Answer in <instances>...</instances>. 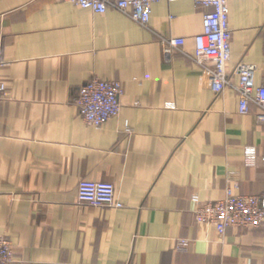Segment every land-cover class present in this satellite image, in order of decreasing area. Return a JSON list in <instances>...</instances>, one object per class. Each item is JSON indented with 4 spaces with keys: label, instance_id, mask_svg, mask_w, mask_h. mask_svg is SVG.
Instances as JSON below:
<instances>
[{
    "label": "crops",
    "instance_id": "1",
    "mask_svg": "<svg viewBox=\"0 0 264 264\" xmlns=\"http://www.w3.org/2000/svg\"><path fill=\"white\" fill-rule=\"evenodd\" d=\"M228 7L231 85L215 93L193 60L204 11L193 0L154 2L147 26L113 7L0 0V235L11 264H264V223L219 234L194 215L228 180L264 194V125L257 106L238 112L233 74L253 64L264 85V0ZM171 37L184 43L165 55ZM94 77L123 86L119 114L99 128L72 103ZM81 180L112 183L123 207L78 202Z\"/></svg>",
    "mask_w": 264,
    "mask_h": 264
},
{
    "label": "built area",
    "instance_id": "2",
    "mask_svg": "<svg viewBox=\"0 0 264 264\" xmlns=\"http://www.w3.org/2000/svg\"><path fill=\"white\" fill-rule=\"evenodd\" d=\"M93 13L103 14L109 7L116 8L142 26H147L152 13V4L158 0H63ZM174 1V0H168ZM229 0H193L203 8L202 31L194 36L193 60L200 67L202 84L215 93L231 85L226 71L231 53V28L228 21ZM184 43L183 38H166L161 41L162 51L168 55L175 47ZM253 64L237 62L233 74L237 76L238 112L247 113L252 105L259 108L256 115L259 124L264 125V85L255 86ZM5 92V84L0 81V99ZM122 83L118 80L91 78L83 84L72 103L77 107L82 120L99 128L120 112ZM254 147H246L244 161L254 165ZM239 182L228 180L223 198L210 201L194 212L196 220L215 226L219 234L227 228H257L264 223V194H242ZM77 200L94 207L122 208L116 198L114 185L110 182L81 180L77 186ZM188 241L178 239L177 250H186ZM13 262L12 243L5 235H0V264Z\"/></svg>",
    "mask_w": 264,
    "mask_h": 264
}]
</instances>
